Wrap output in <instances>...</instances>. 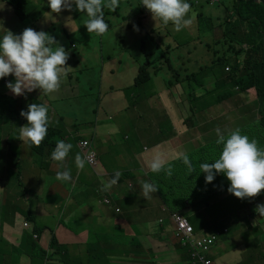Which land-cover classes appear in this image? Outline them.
I'll list each match as a JSON object with an SVG mask.
<instances>
[{
    "label": "crops",
    "instance_id": "crops-1",
    "mask_svg": "<svg viewBox=\"0 0 264 264\" xmlns=\"http://www.w3.org/2000/svg\"><path fill=\"white\" fill-rule=\"evenodd\" d=\"M19 1L21 10H17L11 0H0V4L5 5L0 8V37L2 38L6 34L5 29L19 35L25 28L31 27L37 30V27L44 25L47 33L53 36L69 54L67 66L73 69L68 72L65 79L62 78L59 91L50 94L52 116L49 120V128L54 135L50 137L56 139V142L48 149L47 158L53 151L52 149H55L59 138L66 143H71L73 147L63 166L59 162L50 161V164H45L43 161L39 169V165L36 163L34 169L40 172L36 182H32L30 178L32 171L27 168V162L22 159L23 153H21L28 145L25 142L19 145L18 165H22V172H25L26 176L23 180L19 177H11V191H15L12 196L7 192L0 194V264H147L149 262L146 263V259H158L160 264H165V260L170 256L175 257L177 252L182 249L174 238L175 226L170 219H166L169 211L163 204H160L161 199L157 192L156 197H153L155 193L150 194L151 198L149 199L143 196L141 185L148 181V175L151 173L148 164L157 155L162 156L166 164L180 159L181 152L188 155L187 151L193 144L207 143L209 134L217 139L218 136L215 135L217 128L226 135L234 131L236 126H233L232 121L240 119L238 105L241 97L233 96L226 104H218L216 107L206 110L200 108L203 107V104L199 106L197 103L196 110L190 106L185 85L178 80L175 81L174 86H167V83H171V79H169L162 85L161 90L151 89L150 96L132 103L131 109L137 118L138 127L131 128L128 132L129 121L134 115L124 113L119 116L120 121L117 124L122 130L113 134L111 142L99 144L98 136L109 135L100 128L105 118V111L107 109L109 112H119L118 103L112 106L108 104L113 96L109 97L107 103H102L100 97H90V90L96 82H90L88 76L82 79V73L88 67V58L85 52L78 53V66L71 64L77 56L71 51L76 48L75 44L71 43L70 37L65 35V30L69 26L67 18L53 15L50 17V27H48V12L42 13L39 9L42 4L47 6L48 2L44 3L41 0ZM132 1V13L139 12V18L142 19L144 11H142L143 14L140 13L141 9L137 11V8L140 7L137 5L140 3L135 4L136 0ZM231 1H229L230 9L228 10H232L234 7ZM48 9L50 10V8ZM214 15L216 20H206L210 24V28L206 29L205 26V33L203 37H200L205 42V46L212 45L211 51H218L215 53L217 54L220 52V48L224 51L227 48L213 42L215 30L222 34V30L217 27L222 21L217 12ZM59 21L64 25L62 31L57 27ZM125 21H121L118 25L124 24ZM224 22L225 20H223V24ZM223 27L226 29L225 26ZM61 32L65 38L58 39L57 36L61 35ZM141 36L143 35L139 33L140 46L139 49H136L134 61L129 59L111 61L110 57L107 58L110 63L115 64L109 69V74L112 75L116 72L117 65L123 66L126 75L120 76L118 82H127L129 87L133 81L135 82L136 72L142 66V55L147 59L148 67H150L149 64L155 63L154 59H148L146 57L148 54L142 52ZM196 37H186L184 43ZM75 38L80 39V37ZM201 44L204 43L200 41L196 44L192 40L193 49L192 46L184 47L182 76L186 77L189 71L197 70L196 61L202 66L215 62L210 50L203 49L200 47ZM126 53L130 54L129 48ZM101 54L103 55L102 49ZM80 61L83 62L84 68L80 66ZM163 63L165 62L163 61ZM157 73L158 71L155 70L154 74L157 75ZM104 74L105 66L101 70V81ZM174 76L175 73L172 78ZM151 81L152 78L146 84ZM8 82L11 80L8 79ZM99 84L101 85L102 82ZM198 85L201 87L200 84ZM142 86L146 85L142 84ZM109 87L112 88V86ZM179 87L181 88L180 95L176 90ZM173 88L181 99L176 95L170 97ZM4 90L14 97H20L14 95L6 85H4ZM126 100L128 103L131 102L128 97ZM245 100L249 106L254 102L255 96L250 95L245 97ZM248 106H246L247 109ZM99 109L101 111L98 113ZM192 110H195V115H192ZM145 111H148L147 119L151 118L150 115L157 118L149 120V124L142 127V116ZM249 115L250 110L248 109ZM111 119L109 117V120ZM123 134H125L124 141L126 143L118 139V136ZM79 136L83 138H79ZM83 139L91 140L96 151L101 147L110 152L118 146L126 145L130 150L127 153L128 159L121 161L117 166L103 165L98 155V167L93 168L86 164L84 169L80 170L75 163L76 153L74 150L76 148L82 155L78 141ZM61 168L71 171L72 183L56 179L55 175L57 172H62ZM18 172L19 167L15 166L11 175ZM116 172L121 173L117 184L106 191L102 190L104 183L110 181ZM1 177L4 176L0 175ZM79 183H81V190L76 197L71 199L70 187H77ZM46 184L52 185L51 189L48 188L46 191ZM19 186L24 188L23 192ZM16 193L21 204L19 210L23 214L15 209L16 204L12 202ZM105 198L112 199L113 206L103 204L102 200ZM69 204H73L78 210H68ZM135 204L136 206L133 207ZM118 209L121 211L118 212ZM161 219L165 220L163 224L160 223ZM161 226L164 227L163 230H161ZM51 231H55V237L62 245H66L65 255L61 256L51 248ZM36 235L37 239H35ZM134 236L138 240L131 241ZM37 246L44 254L47 253V257L42 258L41 253L36 250ZM162 246H164L165 252L162 253V256L154 257L155 251ZM243 246L244 249L250 248L247 244H243ZM95 252L98 253V256H94ZM241 262L240 258L229 262V264H241ZM257 262L260 264L258 260Z\"/></svg>",
    "mask_w": 264,
    "mask_h": 264
},
{
    "label": "rangeland",
    "instance_id": "rangeland-1",
    "mask_svg": "<svg viewBox=\"0 0 264 264\" xmlns=\"http://www.w3.org/2000/svg\"><path fill=\"white\" fill-rule=\"evenodd\" d=\"M42 2L46 3L48 0H41ZM230 0H223L222 5H215V6H208L204 0H186L187 3L190 4L191 10L188 14V17L193 20V23L181 31L177 32L174 30V27L171 23L168 25L163 24L162 22L158 23L156 22L152 14L146 9L144 11V17L140 19L139 12H133V1L132 0H120V6L115 9V11L104 8V19L105 22L109 25V29L107 33L104 35H97L96 33H89L87 28L84 26L85 21L88 19L85 13H81L78 11L73 5V11H62L59 14L51 13V9L48 8L46 4H42L39 9L43 12H48L51 14H47V20H48V27H50L49 22L51 21L50 17H53V15L60 17L67 18L69 21V26L65 30V35L70 37L71 43L75 44L76 48L71 49V51L76 54L77 58L76 60L72 61L71 64L74 66H78L79 62V56L78 53H86V56L88 58V67L84 69L82 73V79H84L86 76L90 79V82H96L94 87L90 90V97L91 98H99L101 99V102L107 103L109 101V97L113 96L112 99L109 101V105H115L118 103L117 107L120 109L119 112L115 111H108L106 109L105 111V118L102 121L101 129H104L105 133H109L108 136H98V143L99 144H105L106 142H111L113 134L116 132H119L120 129L118 127V122L120 121V115L124 113H129L130 115H134L133 110L131 109V105L134 101L141 100L142 98H146L150 96L151 89L161 90L162 85L166 83L169 79H171V83H167V86L175 85V79L172 78L175 72L183 73L184 66H183V57L184 54V47H189L188 45L184 44L186 37H196L200 36V34H203L205 29L200 28V26H205V20L207 19H215L214 13L217 12L219 14V18L221 19V26L223 27V20H226V16L228 14V9H230L229 6ZM142 2V0H136L135 4H139ZM122 6V9L120 7ZM222 6V7H220ZM142 7H144L142 5ZM137 11H140V7L137 8ZM141 14H143L142 10L140 11ZM193 13L195 14L193 16ZM198 13L202 14V18L197 20ZM70 17V19H69ZM46 18V17H44ZM126 20L124 24L118 25L121 21ZM66 25V24H65ZM133 25L138 26L139 31H135L133 28ZM62 22L57 23V27L60 31H62L63 27ZM44 31L47 33L44 25L41 27H37L36 31ZM162 31V32H161ZM141 33L143 36L141 40H145L144 42V50L149 53L146 57L148 59H154L155 64L158 61V59L162 56V52L165 51V47L161 46L160 48L156 44L158 43V40H162L169 45H172L174 48L170 50V54H167V56L164 57L163 61L165 63L159 65H154V67H149V70H151V76L152 81L148 84H145L146 86L139 85L133 81V84H131V87L128 86L127 82H118L119 77L122 75H126V73L123 71V66L117 65L116 72L112 75L109 74V69L111 67H114L115 64L110 63V61L107 60V58H111L110 60H131L134 61L136 59V49H139L140 41L138 40V34ZM75 37H80V39H76ZM58 39H63L65 36L63 35V32H61V35L57 36ZM176 39L179 43V47L173 43V39ZM197 38H195V42H197ZM202 42L204 44H201L200 47L203 49L206 48L207 50H210L213 48L212 45L205 46V42L202 39ZM200 43V42H199ZM159 45H162V43H158ZM101 45V46H100ZM71 46V44H69ZM224 47L223 45H221ZM243 46V45H242ZM142 47V44H141ZM245 47V46H244ZM130 49V54L125 52ZM240 48V47H238ZM101 49L103 51V55L101 54ZM221 55H225V57L228 59V62H234V56L228 54L227 50L224 51L222 48L219 49ZM247 51V48H245ZM206 52V50H204ZM151 54V55H150ZM83 55V54H82ZM123 55V56H120ZM138 57V56H137ZM166 57L168 58V62H166ZM141 59V58H140ZM143 60V61H142ZM141 64L144 65L147 62V59L145 56L142 55ZM173 67L172 69H169L168 66ZM80 66L84 68L83 62L80 61ZM105 66V74L103 76V79L101 81V70L102 67ZM212 66V65H211ZM157 70V75L154 74V71ZM138 74V71L136 72V76ZM87 78V79H88ZM159 81V82H158ZM102 82L100 85L99 83ZM109 86H112L109 87ZM180 87L177 88V94H181ZM1 92V91H0ZM176 95L175 89L173 88L170 93V97ZM188 96V94H187ZM240 97H248L249 95H239ZM126 97L130 99V103L127 102ZM176 97H179L176 95ZM180 98V97H179ZM17 100L16 98H13ZM177 99V98H176ZM181 99V98H180ZM51 105L52 100L49 98ZM240 101V99H239ZM124 102V103H123ZM252 105V104H251ZM248 105H241L240 108H243ZM101 110L99 109L98 113ZM250 112H254V110H251ZM240 119H234L232 121L233 126H236L235 129L245 127L251 122H255L260 118V114L258 111H256V115L254 117L249 118L248 117V109L247 107L240 110ZM148 111H145L142 116V124L141 126H147L149 124V120L156 119L157 117H154V115H150L151 118L147 119ZM193 115V114H192ZM109 117L112 119L109 120ZM229 127H232L228 125ZM138 127V121L137 118L132 117L129 121V129L128 132L131 130V128ZM127 129V128H126ZM18 127L15 123H13L12 120L8 119L5 123H0V175L4 176L0 178V194L10 193V196L14 194V192L11 191L12 186V179L13 178H20L24 179L25 172L23 171L22 165H18V158H20L19 154V140H18ZM124 135H119L118 139L122 142L126 143L124 141ZM217 135V133H215ZM226 136V134H223ZM209 141L205 144L199 145V144H193V146L188 149V154H192L200 149L201 152H209L212 149L214 151L217 148H214L215 141L218 140L215 137H212L210 134L207 136ZM79 138H83L79 136ZM58 139V138H57ZM60 139V138H59ZM58 139V140H59ZM52 145V144H50ZM105 146V145H104ZM74 149V148H73ZM54 150V148L52 149ZM129 148L126 145L118 146L115 149L111 150L110 152L105 148H98L97 152L100 158V162L103 165H118L121 161H125L128 159L127 153H129ZM47 150H37L33 149L30 146L25 147L23 152V158L27 162V168L31 169L32 176H30L32 182H36V178L40 171H37L34 169L36 163L39 165L44 161L45 164H50V161H53L51 159V156L47 158ZM74 152L76 155L79 153V151L75 148ZM217 152V150H216ZM80 154V153H79ZM19 167V172L14 173L11 175L12 171L14 170V167ZM180 167H183V165H179ZM64 168H61V171H64ZM56 176V175H55ZM3 178V180H2ZM48 178V177H47ZM216 178L220 181V175L216 176ZM154 184L160 183V178L154 177L152 178ZM4 181V182H3ZM49 180L47 179V182ZM150 183V179L148 180ZM147 181V182H148ZM20 185V184H19ZM46 191L48 188L51 189L52 185H45ZM70 187V185L68 184ZM142 186V185H141ZM20 187V186H19ZM21 191H24L23 187H20ZM34 188V186H33ZM32 188V189H33ZM81 190V183L77 187H70V197L73 199L78 195V193ZM158 194V192H157ZM232 194H229L228 196H231ZM156 193L153 197H156ZM159 196V194H158ZM160 197V196H159ZM16 204L15 209L19 211L20 214H23L19 207L21 206L19 202L18 194L16 193L15 199L12 201ZM138 202V201H137ZM256 204H262L261 202L253 200ZM217 203L216 199L211 201L210 207H206L204 204V201L200 202L196 206V210L192 207H188L181 211L182 215L184 217H187L189 221L193 224V226L196 228L197 232H206V234L212 233L213 230H222L225 228H228L231 232L230 236H223L219 240L218 246L215 248V250L212 252V256L216 257L218 255H226L227 257H230V252L234 250V239H236L237 242H241L242 244H247L250 248H240L236 250V256L237 257H244L247 260H251L252 258H256L259 260L260 264L264 263V225H258V226H251L249 222H246L245 225L243 224H235L230 220V213L232 212L230 209L226 210L223 207H221ZM160 204L162 205L163 202L160 200ZM256 204L252 206L253 212H256V215H258V219L256 223H262L264 221V216H259L258 212L256 211ZM136 204L133 206L135 207ZM164 207L166 205L163 204ZM233 209H242L244 208V204L240 201V199L237 201V205L231 204L230 205ZM162 208V206H161ZM75 209L78 210V208H75L73 204H69L68 210ZM201 209V210H200ZM244 210V209H243ZM242 210V211H243ZM253 212L249 211L248 214L250 217L253 218ZM194 217H198L197 220L194 219ZM170 219L175 222V220L170 218V214L166 215V219ZM140 220V218H138ZM153 225L155 226V222L153 221ZM51 234L55 236V231H51ZM234 236L236 238H234ZM174 237H176L174 233ZM57 239V237H56ZM138 240L136 236L131 238V241ZM59 250H63L66 248V245H62L59 240L57 239ZM177 242V241H176ZM182 250L178 251L175 257H169V259L165 260V264H189V260L186 257L187 249L181 248ZM164 251V246H162L160 249L156 250L154 253V257L162 256V253ZM94 256H98V253L95 252ZM45 257H47V253H45ZM175 258V259H174ZM242 259V258H241ZM145 262H149L147 264H160L158 259H149L145 260ZM159 262V263H158Z\"/></svg>",
    "mask_w": 264,
    "mask_h": 264
},
{
    "label": "clouds",
    "instance_id": "clouds-1",
    "mask_svg": "<svg viewBox=\"0 0 264 264\" xmlns=\"http://www.w3.org/2000/svg\"><path fill=\"white\" fill-rule=\"evenodd\" d=\"M222 1L223 0H221L218 4L211 5L207 0H204L208 6L220 5ZM142 4L152 14V17L156 22L160 21L165 25L171 23L174 27V30L177 32L189 27L193 23V20L188 17L191 6L186 2V0H142ZM73 5H75L78 11L85 13L88 17L84 23V26L87 28L88 32L90 34L96 33L97 35L102 36L107 33L109 29V25L104 19V8H109L115 11V9L120 6V0H48V7L51 9V13L59 14L62 11L71 12L73 11ZM4 6V4H0V8H3ZM194 15L195 14L193 13V16ZM133 28L135 31H139L138 26L133 25ZM5 30L6 34L3 35L2 38L0 37V80H3V84L0 83V98L3 96L16 98L17 104L14 102V107H17V109L21 111V117L28 121L27 125L19 128V145L22 142H25L28 147L30 143L38 148L41 146L48 134V128L50 124L49 120L52 116V105L49 100L50 94H54L59 91L62 78L65 79L68 72L73 68L67 66L69 54L66 52L65 48L60 46L55 38L50 34L42 30L36 31L31 27L25 28L22 34L19 35L14 34L11 30ZM53 45H55V47H53ZM244 46L248 49V45ZM230 47L231 45H228L225 48H227L228 51ZM165 56L166 55H162L161 57L164 59ZM244 58L245 56L240 57L241 60H244ZM146 68L149 70L148 65ZM227 71H231L230 66L227 68ZM178 74L182 75V73ZM9 76L15 77L14 83L8 82V79H4ZM147 82L148 81L145 83ZM4 85H6L14 95L20 97H14L9 94L6 90H4ZM237 90L240 91V88L236 87L235 91ZM245 95L255 96L254 102L251 103L252 105L249 104L248 106L250 111L254 110V112H250V115L248 116L251 118L256 115L255 105L258 102V98L254 92H245ZM228 101H226V103ZM189 103L190 106L196 109L194 103L190 102V100ZM241 105H248L245 97H241L238 107L240 108ZM1 106L2 105L0 103V107ZM239 108L238 112H240ZM192 114L195 115V110H192ZM240 129L237 128L236 130L229 133V135L227 134L228 136L226 138L221 133L220 129L217 128L216 133L219 137L217 144L223 145L222 152L215 162L201 163L199 167L201 172L206 174V184H211L217 174H223L227 177L228 181H230L228 192L235 197L244 200L246 198L257 197L261 192H264V149L258 147L256 140H250L247 135H242ZM83 142H88L91 149L96 152L98 161L96 166H91L89 163H87L88 161L85 158L86 149H83L81 145ZM78 146L83 157L79 153L76 155L75 163L77 168L83 170L86 164L93 168L98 167V153L92 141L88 139L80 140L78 141ZM72 147L73 145L71 143L58 140L55 149L53 151L51 150L52 152H50L51 159L55 162L61 163L63 166L66 158L72 150ZM48 149L49 148H44V150L47 151ZM188 155L183 152L179 154L184 165L187 166L189 173H193L195 172V168ZM165 165V159L162 156L157 155L151 159L148 167L153 173L159 174L161 171H164L166 175L170 177L173 173V168L170 165L165 167ZM120 176L121 173L116 172L110 181L104 183L102 190L106 191L113 185L117 184ZM56 179L67 183H72L73 181L71 171L67 168H65V170L62 172H57ZM142 189L143 196L146 199H149L151 198L150 194L156 193L159 187L154 183L146 181L142 184ZM102 203L113 206V201L110 198L103 199ZM166 209L169 211L171 219L173 218L174 214H182L181 212L172 213L167 207ZM117 211L120 212L121 210L118 209ZM256 211L259 215L264 216V204L257 205ZM249 219L250 215L248 213H242V224L245 225L246 222H249ZM258 219H254L255 222L253 226L256 227L258 225H264V222L261 224L256 223ZM170 221L175 226V240L178 242V244L180 243V246L187 249L189 263L196 264L194 260V248L190 243L186 244L182 238L177 236L178 226L174 221ZM164 222V219L160 220L161 224ZM191 225L193 226L192 223ZM161 227L164 228L163 226ZM214 234L218 236V240L214 244L212 250L208 254H205L207 260L212 262L209 264H229V262L236 261L240 258H242L241 264H252V260L256 259L252 258L249 261L244 257H237L236 250L240 248L244 249V246L241 242H237L236 239H234L235 246L233 247L234 250L230 252V257H227L225 254L222 256L218 255L217 258L212 256V252L218 246L220 238L226 235H231V232L228 228L222 230L216 229L209 234H206V232H197L195 228L194 238L198 240V238L203 236H210ZM234 238L236 237L234 236ZM35 239H37V235L35 236ZM36 250H39L38 246ZM58 254L61 256L65 255L66 249L59 251Z\"/></svg>",
    "mask_w": 264,
    "mask_h": 264
},
{
    "label": "trees",
    "instance_id": "trees-1",
    "mask_svg": "<svg viewBox=\"0 0 264 264\" xmlns=\"http://www.w3.org/2000/svg\"><path fill=\"white\" fill-rule=\"evenodd\" d=\"M11 2L17 10H21L19 9V7L21 8V2L19 0H11ZM231 2H233L234 7H232V10H229L228 18L224 22L226 29H224L221 24L217 25V27L222 30V34L215 30L213 32V42L223 45L224 47L231 45L227 53L234 56L235 61L229 63L224 54L221 55L220 52L215 54L218 51H211L212 58L215 59V62L202 66L196 61V66H198L196 71H189L190 75L186 77L175 72L176 77L174 76V79L175 81L179 80L186 86H184V88L187 90L188 98L190 102L194 103L195 107L197 103L199 106L203 104V107H200L203 110L216 107L218 104H224L226 101L233 98V96L245 95V92H254L258 98L255 111L259 112L260 118L255 122L249 123L240 130L242 135H247L250 140H256L258 147L264 149V4L258 2V0H232ZM222 4L223 3L220 5ZM142 5V2H140V5L137 6H140V9L145 11L146 8L142 7ZM120 9H122V6ZM201 18L202 14L198 13L197 20ZM158 23H160V21H158ZM205 23L206 29L210 28V24L207 23L206 20ZM205 26H200V28L205 29ZM204 33L205 30L200 36L203 37ZM200 36L196 37L198 39L196 44L202 41ZM192 40L195 41V39ZM192 40H188L184 44L189 47L192 46L193 49ZM144 42L145 40H142L141 50L145 54H149L144 50ZM159 42L162 43V45H159ZM158 43L156 42L159 48L164 46L166 49L162 52V55L167 56V54H170V50L174 48L172 45L162 40H158ZM173 43H175V45L178 44L177 47H179V43L175 38L173 39ZM244 45H248L247 51ZM241 56H245L244 60L240 59ZM158 61L159 62L156 64H149V66L152 68L154 65L161 66L163 58L160 57ZM165 61H169L167 57ZM147 65L148 62L144 64L138 72L136 78L137 86L142 85L151 78V70L146 68ZM229 66L231 67V71L228 72L227 68ZM169 67L173 70V67L170 65ZM4 79L15 82L14 76H9ZM0 83L3 84V80H0ZM198 84H200L203 89L199 87ZM236 87H239L240 91H235ZM14 102L17 104V101L9 96L0 98V103L2 105L0 107V123L3 124L10 119L17 125L19 131L20 127L28 124V121L21 117V111H19L17 107H14ZM243 108H239V110ZM228 135L225 137L227 138ZM50 136L54 135L51 128H48V134L40 147L37 148L30 143L29 146L38 151L44 150V148H50V144L56 142V139ZM214 145V148H217V152L216 150L214 151V149L209 152H201L199 149L188 155L195 168V172L189 173L187 166L184 165L180 158L165 165V167L170 165L173 168V173L170 177L166 175L164 171H161L159 174L151 172L149 174V179L154 183L152 178H160V183L156 184L159 187L157 192L163 204L166 205L172 213L181 212L188 207H192L196 210V206L202 201H204L206 207H210L211 201L216 199L217 203L215 204L220 205L226 210L230 209L232 211L229 216L230 220L240 225L242 224V213H248L249 211L253 212L252 206L256 204L253 202L254 199L264 204V192H261L260 195L254 198L240 199L244 204V208L235 210L230 205H237L239 198L234 195L228 196L230 194L228 192L230 181H228L225 175L217 174L216 176L220 175V181L215 177L211 184H206V174L201 172L199 166L201 163H213L219 158L223 145L217 144V141H215ZM179 165H183V167ZM257 205L259 204H256V208ZM252 216L253 219L252 217L249 219V224L251 226L254 225V219H258L256 212H253ZM197 218L198 217H194L196 220ZM163 229L164 228L161 227V230ZM50 246L55 252L59 250L58 242L54 235H52ZM178 246L183 248L180 246V243ZM38 251L41 254L43 253L40 248ZM41 256L44 258L45 254ZM187 256L189 257L188 253ZM252 261L253 264L258 263L256 259Z\"/></svg>",
    "mask_w": 264,
    "mask_h": 264
},
{
    "label": "built area",
    "instance_id": "built-area-1",
    "mask_svg": "<svg viewBox=\"0 0 264 264\" xmlns=\"http://www.w3.org/2000/svg\"><path fill=\"white\" fill-rule=\"evenodd\" d=\"M207 1L211 5H214V4H218L221 0H207ZM81 145L83 149H86L85 158L88 161L87 163H89L91 166H96L98 163L96 152L93 149H91L88 142H83ZM173 219L175 220V223L178 226L177 236L182 238V240L186 244L190 243L194 248L195 263L196 264L212 263L211 261L207 260L205 254H208L212 250L214 244L218 240V236L214 234L210 236H203L201 238H198V240H196L194 238L195 228L191 225V223L186 217H184L182 214H174Z\"/></svg>",
    "mask_w": 264,
    "mask_h": 264
},
{
    "label": "water",
    "instance_id": "water-1",
    "mask_svg": "<svg viewBox=\"0 0 264 264\" xmlns=\"http://www.w3.org/2000/svg\"><path fill=\"white\" fill-rule=\"evenodd\" d=\"M259 2H263L264 3V0H259Z\"/></svg>",
    "mask_w": 264,
    "mask_h": 264
},
{
    "label": "bare ground",
    "instance_id": "bare-ground-1",
    "mask_svg": "<svg viewBox=\"0 0 264 264\" xmlns=\"http://www.w3.org/2000/svg\"><path fill=\"white\" fill-rule=\"evenodd\" d=\"M32 263H33V261H32Z\"/></svg>",
    "mask_w": 264,
    "mask_h": 264
}]
</instances>
